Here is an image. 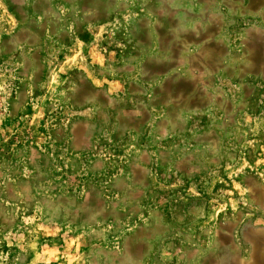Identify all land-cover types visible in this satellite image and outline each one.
Returning <instances> with one entry per match:
<instances>
[{"label": "rangeland", "instance_id": "rangeland-1", "mask_svg": "<svg viewBox=\"0 0 264 264\" xmlns=\"http://www.w3.org/2000/svg\"><path fill=\"white\" fill-rule=\"evenodd\" d=\"M2 1L0 264H264V0Z\"/></svg>", "mask_w": 264, "mask_h": 264}, {"label": "crops", "instance_id": "crops-1", "mask_svg": "<svg viewBox=\"0 0 264 264\" xmlns=\"http://www.w3.org/2000/svg\"><path fill=\"white\" fill-rule=\"evenodd\" d=\"M0 18L2 17V10L3 9H7V7H6V5H5V3L2 1V0H0Z\"/></svg>", "mask_w": 264, "mask_h": 264}]
</instances>
